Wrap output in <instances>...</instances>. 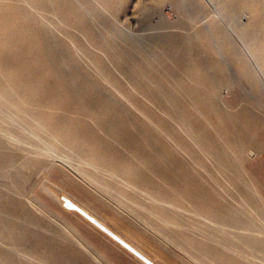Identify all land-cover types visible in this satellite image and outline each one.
Listing matches in <instances>:
<instances>
[{
  "label": "bare ground",
  "instance_id": "6f19581e",
  "mask_svg": "<svg viewBox=\"0 0 264 264\" xmlns=\"http://www.w3.org/2000/svg\"><path fill=\"white\" fill-rule=\"evenodd\" d=\"M120 1L0 0V264H95L49 220L54 200L141 264L160 263L118 228L168 264H186L176 250L264 264V0H216L243 52L181 0L166 35L141 43L101 21L97 32L95 7L114 14Z\"/></svg>",
  "mask_w": 264,
  "mask_h": 264
},
{
  "label": "rangeland",
  "instance_id": "374dc122",
  "mask_svg": "<svg viewBox=\"0 0 264 264\" xmlns=\"http://www.w3.org/2000/svg\"><path fill=\"white\" fill-rule=\"evenodd\" d=\"M92 3L93 0H86ZM175 0H121L116 4V13L112 14L103 6H96L94 14L91 15L92 20L96 23L97 32H100L99 21L113 26L119 30L118 37H127L129 39L138 40V42L144 43L153 36L166 35L172 30L176 31V28L172 26L176 25L178 14L175 12L173 2ZM186 9L191 15L195 16L197 26L203 30H210V20L216 21L219 25L223 26L226 33L231 38L234 46L244 51L243 42L236 36V34L230 29L227 22L223 21L221 13L217 6L216 0H181ZM211 46L215 52L216 57L223 58L222 53L219 51V43L215 38H211ZM230 73L237 79L238 78L233 70ZM242 83V82H241ZM241 87H244L242 85ZM246 89V88H245ZM231 98V95L226 92L221 93V99L227 101ZM262 154V155H261ZM260 156V158H259ZM263 156V158H262ZM255 160H260L264 166V152L255 154ZM252 158V159H254ZM263 160V161H262ZM253 161V160H252ZM46 186L53 187L59 194L66 193L69 197L81 201L87 205L90 209L104 218L111 226H118L116 224V216L106 207L98 206V200H92L87 197H82L73 188V186L60 184L59 179L44 178ZM30 205L34 206V211L39 216H43V211L37 204L30 202ZM35 205L38 207H35ZM54 205L58 208L56 216L50 218L53 226H55L61 233L69 235L73 238L76 245L85 254H90L92 261L95 264H141L134 257L130 255L126 250L116 245L109 238L101 234L100 232L89 226L84 220L78 216L66 215L61 211L60 204L54 200ZM114 215V217L112 216ZM68 217L74 224L73 228L68 227L61 218ZM182 221L192 222V220L182 215ZM123 234H126L132 242L142 248L148 255L156 259L160 264H168L164 261L163 253H161L154 245L149 243L145 238L139 236H132L122 228H118ZM176 253L185 255L187 257L186 264H205L201 260L191 259L186 253L181 250H176ZM114 257V259L112 258ZM172 264H180L178 261L172 258Z\"/></svg>",
  "mask_w": 264,
  "mask_h": 264
}]
</instances>
